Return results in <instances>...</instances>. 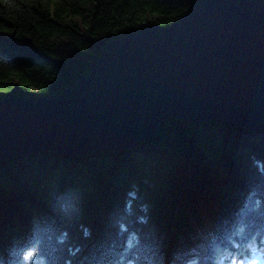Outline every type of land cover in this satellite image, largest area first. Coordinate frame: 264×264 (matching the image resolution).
Here are the masks:
<instances>
[{"label":"trees","instance_id":"obj_1","mask_svg":"<svg viewBox=\"0 0 264 264\" xmlns=\"http://www.w3.org/2000/svg\"><path fill=\"white\" fill-rule=\"evenodd\" d=\"M193 2L0 0V99L62 94L110 41ZM253 240L264 250V128L165 117L131 148L0 161V264H215L225 248L250 264Z\"/></svg>","mask_w":264,"mask_h":264},{"label":"water","instance_id":"obj_2","mask_svg":"<svg viewBox=\"0 0 264 264\" xmlns=\"http://www.w3.org/2000/svg\"><path fill=\"white\" fill-rule=\"evenodd\" d=\"M165 117L264 128V0H194L173 25L110 41L62 94L0 99V161L131 148Z\"/></svg>","mask_w":264,"mask_h":264},{"label":"snow or ice","instance_id":"obj_3","mask_svg":"<svg viewBox=\"0 0 264 264\" xmlns=\"http://www.w3.org/2000/svg\"><path fill=\"white\" fill-rule=\"evenodd\" d=\"M259 205V201H257V206ZM243 232V227L239 228L237 230V235ZM235 247L238 249L240 246L238 244L235 245ZM247 248L251 251V254L253 257L256 256L257 252H262L264 254V250H261L256 245V242L253 240L247 245ZM248 259L247 256H243V258H240V256L237 253H233L229 251L227 248L222 250L221 258L218 259L215 264H226V261H230V264H244V260ZM191 264H197V260H192Z\"/></svg>","mask_w":264,"mask_h":264},{"label":"rangeland","instance_id":"obj_4","mask_svg":"<svg viewBox=\"0 0 264 264\" xmlns=\"http://www.w3.org/2000/svg\"><path fill=\"white\" fill-rule=\"evenodd\" d=\"M250 264H264V262L259 259L258 255H256L254 257V263H250Z\"/></svg>","mask_w":264,"mask_h":264}]
</instances>
